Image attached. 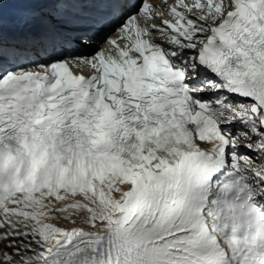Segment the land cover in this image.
I'll list each match as a JSON object with an SVG mask.
<instances>
[{"label": "snow or ice", "instance_id": "obj_1", "mask_svg": "<svg viewBox=\"0 0 264 264\" xmlns=\"http://www.w3.org/2000/svg\"><path fill=\"white\" fill-rule=\"evenodd\" d=\"M0 230V264H264V0H0Z\"/></svg>", "mask_w": 264, "mask_h": 264}, {"label": "bare ground", "instance_id": "obj_2", "mask_svg": "<svg viewBox=\"0 0 264 264\" xmlns=\"http://www.w3.org/2000/svg\"><path fill=\"white\" fill-rule=\"evenodd\" d=\"M55 223L58 224V226H64V227H68L69 225H65L64 222L62 220H57V221H54ZM81 227H85L83 224L80 225ZM85 230H91V231H94L95 229H88L87 227H85ZM2 231V230H0Z\"/></svg>", "mask_w": 264, "mask_h": 264}]
</instances>
